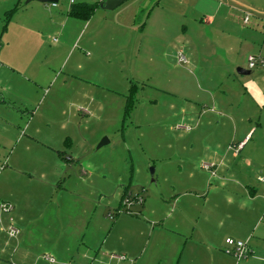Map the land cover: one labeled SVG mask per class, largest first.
<instances>
[{"label": "rangeland", "instance_id": "rangeland-1", "mask_svg": "<svg viewBox=\"0 0 264 264\" xmlns=\"http://www.w3.org/2000/svg\"><path fill=\"white\" fill-rule=\"evenodd\" d=\"M7 1L12 0L5 2ZM70 1L59 0L58 8L51 11V14L47 10L37 11L34 7L32 13L33 19L39 21L41 27L40 57L53 58L58 52H54L53 47L57 43L63 44L58 60H54L52 67L64 74L77 70L78 76L69 78L66 88L61 86L62 77L52 82L46 79L43 90L45 96L49 94L44 103V118L41 119V127L46 129L51 118H54L50 128L64 140H71L72 153L68 152L63 156L65 174L63 173L59 181L53 182L58 181L59 185L68 187L74 195L60 196V193L53 192L44 204L36 208L33 211L35 215H44L45 220L34 217L28 223L27 219L25 227L29 231V238L39 239L43 230L50 229L48 216L57 214L59 206L63 232H69L65 225L73 220L81 235H84L88 222H91L90 235L95 231L92 227H101L106 234L120 218L114 227L116 236L113 233L106 239V248H113L120 255L130 246L129 248L136 250V258H139L140 264H193L194 261L191 258L186 259V255L184 260L183 255H180L181 251L170 261L164 255L171 242V236L164 231L168 225L165 216L170 211V204L172 205L176 195L187 191L197 198L192 201V206L188 203L180 205L188 212L183 220L188 223L190 231L194 229L196 222L204 217L208 208H211L217 223L223 225L219 228L221 233H229L230 226L237 229L238 223L241 222L239 218L246 220L247 217L250 224H256V230L259 228L252 233L250 245L253 247L255 240H264L263 209L251 210L248 199L252 196L247 195L249 189L244 186L250 185L256 190V197L261 196L264 185L257 178L264 175V168L243 173L234 170L227 172L223 167L217 170L216 178L203 168L205 164L213 165L202 156H207L206 149L211 151L215 144L224 143L221 139H215V135L219 134L220 125L225 124L228 118L223 117L222 120L206 116L204 119H208V122L199 124V106L195 104L194 99L197 96H207L202 92L205 87L224 89L236 85L242 88L241 78L253 75H241L237 71L250 70L247 57L246 63L234 70L232 76L222 77L219 71L228 67L229 55L221 49L211 54L205 49L204 40L210 41L212 37L222 36L223 21L219 18L212 27H206L195 14L199 9V0H146L145 3H148L149 7L157 3L163 7L167 5L165 10L178 6L182 14L177 11L176 20L172 14L168 15V12L162 9H154L148 17V7L145 4H136L127 13H122L121 9L100 13L94 17L88 28L79 32V24L83 21L71 18L66 11L81 2L76 3V0L70 4ZM221 1L225 7L230 5L231 9V4L225 0ZM35 3L40 6L52 5L32 1L28 3L29 8ZM24 4L26 0H15L13 6L7 10L17 7L18 15L13 17V13L8 21L6 15L4 16L5 12L0 15L1 27L6 29L2 33L3 36L1 34V41L7 33L10 35L9 28L13 26L14 19L16 24L12 29L20 27L21 16H26V13L21 11ZM128 5L129 3L122 8L127 9L130 7ZM116 12L121 13L117 16ZM228 14V21L239 28L242 22H238L237 15H234V12ZM259 19L261 18L250 19V24L253 23L250 29L264 38V18L262 23ZM97 20L129 24L135 20L137 27L128 31L129 40L119 38L118 42H113L107 27H104L105 22L94 26ZM212 28L213 35L210 34ZM246 28L244 29L248 30ZM261 36L258 37L262 40ZM53 39H57V43H54ZM186 40H189L192 47L191 56L180 48ZM92 42L96 43L94 49L86 48L85 44ZM178 50H183L187 64L179 63ZM258 69L255 68L253 72L258 74ZM82 79L85 80L84 99L75 89L79 84L84 85L81 83ZM56 91L61 97L57 107L48 102ZM68 98L73 103L71 108L67 105ZM62 111L67 115H62ZM218 120L221 124L219 122L217 125ZM104 138L108 143L96 150ZM235 146V143L229 141L225 147L234 151L232 147ZM11 147H14V144ZM67 156L71 157V164L66 163ZM191 172L193 177L189 178ZM23 175L32 178L28 188L39 181L35 174L24 171ZM223 178V188L216 194H207L208 184L218 183L217 179ZM52 180L50 179V182ZM126 188L132 197L137 195L142 198L143 203L121 204L120 198ZM188 199L190 198L181 200ZM206 199L209 200L208 203ZM143 205L146 210L139 212L138 209ZM119 207L121 209L117 214ZM37 209H40V213L36 212ZM177 212L180 213L179 210ZM85 217L88 219L87 223ZM160 221L163 223L162 227L153 225L155 232L150 235L148 223L156 224ZM103 231L96 233L101 237ZM160 234H163V238ZM121 235L127 237L120 238ZM70 239L68 235L62 236L63 244L59 248L61 258L52 253L55 250L51 244L43 243L37 249L40 260L50 264H85V259H81L84 248L78 249L79 246L71 244ZM216 243L212 244L216 247L214 250L224 253L225 246ZM254 250L258 257L256 264H264V248ZM161 258L164 261H161ZM233 262V258H223L220 255L205 258L204 254L203 259H200L201 264Z\"/></svg>", "mask_w": 264, "mask_h": 264}, {"label": "crops", "instance_id": "crops-1", "mask_svg": "<svg viewBox=\"0 0 264 264\" xmlns=\"http://www.w3.org/2000/svg\"><path fill=\"white\" fill-rule=\"evenodd\" d=\"M5 1L6 0H0V15L4 12L7 14V12L11 10L7 9L13 6L15 2V0L11 2ZM71 1L73 2L70 4H73L76 0ZM100 1L102 0H77L76 3H95ZM225 1L231 4L232 10L230 9V5L225 7L221 0H199V9L195 13L200 17V21L206 27H212L219 18L223 21L222 36L212 37L210 41H203L205 49L210 54L211 52L216 53L217 50L221 49L222 52L229 55L230 63L228 67L219 71L222 77L232 76V72L240 66H243L242 63H246V58H249V56L264 59V38L255 31H251L250 27L253 26V23H249L248 26L241 24L238 28V25L236 26L228 21V13L234 12V15H237L238 22L240 21V23L246 15H249V19L254 18L255 20L259 17L261 18L259 21L262 23V19L264 18V0ZM145 2L146 0H127L114 11L121 9L122 13H127L134 5L145 4V6L148 7V17L157 9L168 12V15L169 13L172 14L176 20L178 19L177 11L179 14H182V10L179 11V8H177L178 6H171L172 8L169 10H165L167 5L163 7L157 3L149 7L147 6L148 3ZM191 2H193V0ZM127 3H129L128 6L130 7L127 9L122 8L123 5ZM55 4L56 6H52L53 4L50 6H40V4L35 3L31 4V9L29 8L30 4H24V8L21 11L22 13L25 12L26 16H21L22 20L20 21V27L16 30L12 29L16 24L14 19L13 26L9 28L10 35L7 33L2 41V33H4L6 29L1 27L0 22V204L8 203L12 206V210L9 213H3L0 210V264H50L40 260L37 249L43 243L48 242L55 250V252L52 253L61 258L59 248L60 245L63 244L62 236L66 235L71 238V244L79 246L78 249H80V247L84 248L81 259L83 261L85 259V264H140L139 258H136V250L129 248L130 246L126 247L125 250H123L124 254L120 255L116 253L115 249L111 247H109L111 249H108L105 247L106 239H109L113 233H116L114 232V227L118 224L120 218L112 225L113 229L106 232V234L101 227V229L92 227L95 231L90 235L91 222H88L87 227L85 225L84 235H81L82 233L80 232L81 234H79L76 228L77 225L73 220L66 223L65 226L69 229V232L66 233L61 230V214L58 206V213L48 216L50 229L41 232L43 238L40 237L36 239V237H33L30 239L29 231L25 227L27 219L28 223L34 217V219L39 220L40 218L42 221L45 220V218H43L44 215H35L33 211L44 204L53 192L60 193V196L62 194L65 196L74 195L68 187L59 185L58 182L63 173L65 174L64 169L66 165L63 162V156L68 154V152L72 153L73 147L71 140L69 138H65L64 140L61 135L50 128V123L53 122L54 118H51L46 129H42L41 127V119L44 118L45 114L44 103L49 94L47 93L45 96L43 90L46 79L52 82L58 81V79L62 77L60 79L61 86L66 88L68 79L71 77V79H73L78 76L76 75L77 70L67 71V73L64 74L63 72H57L56 68L52 67L54 60H58L60 51L64 47L63 44L58 45L57 39H53V42L57 43L53 47L54 52L58 51L57 54L51 59L40 57L39 40H41V33H39V29H41V27L39 21L33 19L32 10L34 7L37 11L44 12L47 10L51 14V11H55V9L58 8V2ZM99 9L95 11L94 15L87 22L79 24V32L88 28L90 23H93L92 21L96 15L108 13V11ZM66 12L67 15H69V10ZM121 12H116L115 15L118 16ZM5 13L4 16L6 15ZM16 13H18V11L15 12L13 17L18 15ZM103 22L106 23L104 27H107L108 35L113 42H118L119 38L129 40L127 37L128 31L134 30L135 27H137L135 20L130 24L117 23L119 21L107 22L97 20L94 26L97 27L98 24ZM245 27H247L246 29L248 30H245ZM211 30L210 34L213 35L214 29L212 28ZM257 35L261 36L262 40ZM92 43L85 44L86 48L93 50L96 43ZM180 48L191 56L192 47L189 40H186ZM183 50H178L177 52L178 61L179 55L182 54L184 56ZM184 58L186 59V63L179 62L180 64L188 63L187 58L185 56ZM257 68H259L257 70L258 74L254 71L252 76H243L241 78L243 82L241 85L242 88L236 85H231L224 89L220 87L213 89L205 87L202 92L207 96H197L194 99L195 104L199 106V111L197 113L199 124L208 122V119H204L206 116L211 118L218 117L222 120L223 117L228 118L225 124L223 123V125H220L219 134L215 135V139H221L224 143L221 145L215 144L211 151L206 149L207 156H202V158H206L210 164H213L211 169L215 178L217 177V170L223 167L227 169V172L234 170L243 173L254 172V170H262L261 168H264V66H258ZM77 69H79L78 66ZM81 83H84V85L79 84L75 89L77 94L84 99L85 80L82 79ZM68 88L71 87L68 86ZM57 92L58 91H56L48 101L55 107L58 106L61 100ZM62 96L65 99L63 94ZM66 100L68 101V107L71 108L70 106L73 104L72 100L70 98ZM62 115H67V113L62 111ZM219 122L218 120L217 125ZM216 130L218 129L216 128ZM254 138L256 140H254ZM229 141L236 145H243L236 153L225 147ZM13 144L14 147H11ZM6 154L8 155L6 156ZM67 157L71 158L70 156ZM24 171L31 175L35 174L39 180L38 183L35 182L31 185V188H28V183H30V179L32 178H26V176L23 175ZM188 177H193L192 172L189 173ZM262 177H264V175H260L257 180L259 181V178ZM50 179H53L52 182H50ZM54 180L58 181L53 182ZM217 181L218 183L208 184L207 194L211 192L216 194L217 191L223 188L225 185L224 178L217 179ZM57 182L58 187L55 186ZM262 184L264 185V183ZM244 186L249 189L247 195L252 196L248 199L251 210L253 211L258 208L259 210L263 209L264 214V191L261 196L256 197V190L248 184ZM183 192L182 195H176L177 197L172 202V205L170 204V211L165 216L168 225L167 230L164 231L171 236V242L164 254L168 261L181 251L180 255L182 254L183 258L186 255V259L191 258L192 261H194L193 264H201L200 259H203L204 254L205 258L206 256L214 258L216 255H220L223 258L231 257L234 260L232 264H256L258 257L254 249H263L264 240H255V242H253V247L250 245L252 233L259 229L256 230L255 223L250 224L247 217L246 220L239 218L241 222L238 223L239 227L237 229L229 225L230 232L221 233L219 228L223 225L219 222L217 223L216 216L212 214V209L208 208L204 217L198 220L194 229L192 228V231H190L188 223L183 220L188 212L185 210V207L183 209L182 206L186 203L192 206V201H195L197 198L187 191ZM183 198L190 199H188V201L181 200ZM261 198L263 200H261ZM205 201L207 203L209 202L208 199ZM242 201H244V199H242ZM241 205L243 209L244 203ZM144 206L145 205H143L141 209H138V211L144 212L146 210ZM177 210H179L180 213H178ZM36 212L40 213V209H37ZM262 216L264 217V215ZM86 219L85 217V221ZM85 223H87V221ZM11 224L19 231L15 237H10L6 232ZM148 224L150 235H153L155 232V227H153V225L158 227H162L163 225L161 221L156 224L152 222ZM97 231H103L101 237L96 233ZM258 234L262 235L260 233ZM79 236L82 238L81 240H78V238H80ZM160 236L163 238V234H160ZM119 237L125 238L127 236L121 235ZM227 238L247 241L252 254L247 259L238 261L232 255L226 254L225 251L221 254L218 253L217 250H214L216 247H213L212 244H215L217 240H219L216 245L222 244L225 246V239ZM120 256H123L124 259H119L118 257ZM2 258L6 259L4 260ZM178 259H180V257ZM161 261H164V259L161 258ZM60 262L63 261L60 260ZM74 264L78 263L75 262Z\"/></svg>", "mask_w": 264, "mask_h": 264}, {"label": "built area", "instance_id": "built-area-1", "mask_svg": "<svg viewBox=\"0 0 264 264\" xmlns=\"http://www.w3.org/2000/svg\"><path fill=\"white\" fill-rule=\"evenodd\" d=\"M73 1H71L70 3H72ZM52 6H56V4H53ZM249 15H246L243 17L242 19V24L248 26V24L250 23V19H249ZM56 41V40H54ZM179 62L181 63H186V59L184 58V56L181 54L179 55ZM258 66H264V59L261 58H257L255 56H249L248 58V67L249 69H255ZM83 114H85V111H83ZM243 144H239L236 145L235 147H232L234 149V151L237 153ZM231 149V148H230ZM65 161L67 164H71L72 159L69 157L65 158ZM203 168L206 171H209L212 175H214L213 171H212V165H207L205 164L203 166ZM259 181H261L262 183H264V177L259 178ZM123 203V205L126 204H142L143 203V199L139 198L137 195L132 197L130 193H126L125 196L122 198L121 200V204ZM121 208L119 207L118 210L116 211V213H119V210ZM0 210L3 213H9L12 210V206L8 203H1L0 204ZM7 234L10 237H15L18 234V229H16L12 224L7 228ZM225 253L228 255H232L233 257H235L238 261L240 260H245L247 259L251 254L252 251L248 245L247 241H242V240H236V239H231V238H227L225 239ZM119 259H124L123 256L118 257Z\"/></svg>", "mask_w": 264, "mask_h": 264}, {"label": "trees", "instance_id": "trees-1", "mask_svg": "<svg viewBox=\"0 0 264 264\" xmlns=\"http://www.w3.org/2000/svg\"><path fill=\"white\" fill-rule=\"evenodd\" d=\"M105 0H102L100 2L95 3H77L70 7L69 10V16L74 19L81 20L83 22H87L95 13L97 9H99V5L104 2ZM17 10V7L13 8L12 10L8 11L6 14V21L9 20V18L12 16L13 13H15ZM5 29V28H4ZM128 188L125 189L124 194L122 198L127 193Z\"/></svg>", "mask_w": 264, "mask_h": 264}, {"label": "water", "instance_id": "water-1", "mask_svg": "<svg viewBox=\"0 0 264 264\" xmlns=\"http://www.w3.org/2000/svg\"><path fill=\"white\" fill-rule=\"evenodd\" d=\"M32 1H36L39 3H51V4H55L58 2V0H26V4H28L29 2ZM127 0H105L104 2H102L99 5V8L105 11H113L115 9H117L118 7H120L124 2H126ZM239 74L241 75H250L253 73L252 70H242V69H238L237 70ZM108 141L106 138H104L96 147V150H98L99 148H101L102 146H104L105 144H107ZM154 170H151V175H153Z\"/></svg>", "mask_w": 264, "mask_h": 264}]
</instances>
